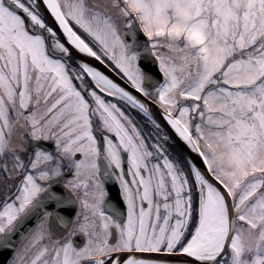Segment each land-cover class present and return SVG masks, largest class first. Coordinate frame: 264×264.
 Listing matches in <instances>:
<instances>
[{
  "label": "snow or ice",
  "instance_id": "snow-or-ice-1",
  "mask_svg": "<svg viewBox=\"0 0 264 264\" xmlns=\"http://www.w3.org/2000/svg\"><path fill=\"white\" fill-rule=\"evenodd\" d=\"M5 264H264V0H0Z\"/></svg>",
  "mask_w": 264,
  "mask_h": 264
},
{
  "label": "water",
  "instance_id": "water-1",
  "mask_svg": "<svg viewBox=\"0 0 264 264\" xmlns=\"http://www.w3.org/2000/svg\"><path fill=\"white\" fill-rule=\"evenodd\" d=\"M0 264H5V255H0Z\"/></svg>",
  "mask_w": 264,
  "mask_h": 264
}]
</instances>
